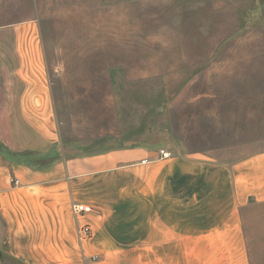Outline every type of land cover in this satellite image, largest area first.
<instances>
[{
	"label": "crops",
	"instance_id": "crops-1",
	"mask_svg": "<svg viewBox=\"0 0 264 264\" xmlns=\"http://www.w3.org/2000/svg\"><path fill=\"white\" fill-rule=\"evenodd\" d=\"M0 142L13 154L60 142L36 18L0 24ZM161 148L63 154L43 168L0 151V264H253L264 150L224 161L160 159ZM72 201L94 210L77 216ZM84 223L93 234L81 241Z\"/></svg>",
	"mask_w": 264,
	"mask_h": 264
},
{
	"label": "rangeland",
	"instance_id": "rangeland-1",
	"mask_svg": "<svg viewBox=\"0 0 264 264\" xmlns=\"http://www.w3.org/2000/svg\"><path fill=\"white\" fill-rule=\"evenodd\" d=\"M30 18L62 155L157 143L226 161L264 150V0H0V24ZM251 212L264 236V205ZM255 242L252 263L264 264Z\"/></svg>",
	"mask_w": 264,
	"mask_h": 264
},
{
	"label": "trees",
	"instance_id": "trees-1",
	"mask_svg": "<svg viewBox=\"0 0 264 264\" xmlns=\"http://www.w3.org/2000/svg\"><path fill=\"white\" fill-rule=\"evenodd\" d=\"M0 151L9 159L13 160L14 162L25 163L35 168H43L52 163L56 160L61 158L62 156V146L56 145L55 148L51 149L49 152L44 154H36L34 152H24L20 154H13L9 149L0 142ZM83 155V154H81ZM77 155V156H81Z\"/></svg>",
	"mask_w": 264,
	"mask_h": 264
},
{
	"label": "built area",
	"instance_id": "built-area-1",
	"mask_svg": "<svg viewBox=\"0 0 264 264\" xmlns=\"http://www.w3.org/2000/svg\"><path fill=\"white\" fill-rule=\"evenodd\" d=\"M159 158L160 159H167L172 157V151L168 148H161L159 150ZM17 183L18 180L15 179ZM71 210L75 215H84L93 212L94 208L91 204L80 202V201H72L71 203ZM93 234V227L90 223H84L79 225L78 227V237L79 240L83 241L84 239L89 238Z\"/></svg>",
	"mask_w": 264,
	"mask_h": 264
}]
</instances>
